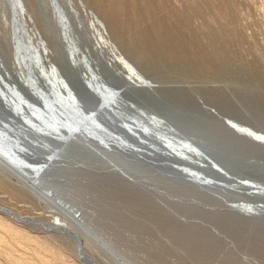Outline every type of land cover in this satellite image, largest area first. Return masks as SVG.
<instances>
[{
	"label": "rangeland",
	"instance_id": "1",
	"mask_svg": "<svg viewBox=\"0 0 264 264\" xmlns=\"http://www.w3.org/2000/svg\"><path fill=\"white\" fill-rule=\"evenodd\" d=\"M215 1L17 0V9L12 0H0V89L3 84L8 88V84H14L8 59L15 44L19 60L29 63L26 68L38 86L43 90V76H47L68 98L64 101L69 106L74 103L75 112L69 114L73 121L78 120L75 116L80 105L66 88L63 70L66 68L76 76L85 74L101 85L95 67L99 65L115 79L134 87H138L135 83L142 84L134 76H149L156 84L151 87L156 89L146 93L147 98L163 102L170 111L187 119L198 111L201 100L222 105L243 119L264 125V85H252L251 77H244L247 72L236 66L256 61L264 51V0ZM95 13L105 21L107 33L98 27ZM23 35L27 36V47L23 45ZM65 47L71 51L69 59ZM120 68H126L124 72L135 83L122 75ZM47 87L49 90L45 91H52V97L59 98L52 86ZM101 92L103 98L109 94L108 104L115 115L127 107L134 112L144 134L150 136L144 137L148 139L144 142L122 127L144 145L139 146L140 150L134 149L142 157L152 162L163 160L171 168L173 163L179 164L172 158L191 164L203 161L197 149L168 136H177L171 128L166 127L169 131L163 132L154 130L130 104L124 107L111 91ZM53 104L58 108L57 102ZM108 115L115 119L109 109ZM144 117L165 127L152 116ZM81 120L76 121L81 134L84 130H97L91 120ZM23 125L25 129L19 123L15 128L30 148L26 157L17 146L3 142L9 154L15 150L8 156L26 162L27 167L10 170L0 157V176L6 178V182L0 180V214L12 220L21 219L26 230L46 235L52 244L70 252L81 264H264V228L247 222L243 216L223 213L217 206L204 207L189 196L184 184L164 174L148 175L140 167L141 173L132 172L129 179L124 177L104 160L103 155L117 156L109 154L116 148L110 135L105 134L104 152H96L99 157L87 150L57 160L59 153L51 150L45 152L46 158L36 160L42 155V146L62 138L45 124ZM113 125L117 126L115 122ZM47 127L52 136L45 133ZM78 131H66L67 137L72 135L68 139L61 133L74 148L85 147L78 139ZM157 145L168 152L159 154L147 148ZM13 172L40 189L47 199L54 201L53 205L43 200L37 190L33 191L31 185L21 183ZM54 217L61 219L60 226L47 225ZM71 218L83 222L88 232L95 229L93 236L82 232ZM33 245L32 241L18 237L13 251L28 254Z\"/></svg>",
	"mask_w": 264,
	"mask_h": 264
},
{
	"label": "water",
	"instance_id": "2",
	"mask_svg": "<svg viewBox=\"0 0 264 264\" xmlns=\"http://www.w3.org/2000/svg\"><path fill=\"white\" fill-rule=\"evenodd\" d=\"M13 47L15 51V44ZM64 51L68 59L72 57L69 48L65 47ZM95 67L102 80L101 85L96 84L90 77L88 79L84 78L85 74L78 75L76 82L67 70L63 74L65 75L64 78L67 84L66 88L78 101L80 111L84 115L91 117V121L100 130V133L97 130V132L84 130V134H77L78 139L85 144V147L79 146L74 148L72 142H58L59 139L56 142L51 141L48 145H46L47 142H44L46 146L39 144L42 146L43 152L36 160H43L47 157L45 152L51 150H54L55 154L59 153L57 160L58 158L62 159L66 154H77L78 152L87 150V152L99 157L97 153L104 152L102 142L107 138L105 134H108L114 139L116 145V148H113L114 152H109V154H116L117 156L106 157L103 154L101 155L105 157L106 164L124 177L129 179L132 172L141 173L138 171L140 167H143L148 175L164 174L184 184L189 196L198 200L204 207L217 206L223 213L233 214L237 218H240L238 215L243 216L247 218V222H253L259 228H264V209L259 207L264 206V136L258 134L264 133V125L252 120L243 119L231 109L222 105L201 100L198 111L188 116L189 118L187 119L170 111L163 102L147 98L145 94L154 92L156 89L151 87L153 85L156 87V84L154 81L149 80V76L145 74L140 78L134 76L137 80L142 81V84L135 83L124 72V69L126 71L127 69L120 68L119 72L138 86L134 87L122 79H115L104 71L101 66ZM101 89L113 92L123 102L124 107L130 104L144 116L163 118L170 124L171 129L177 135L176 137L172 135L168 136L177 142L188 144L192 148L197 149L203 156L204 161L201 164L207 165V167H190L189 169L191 165H185L183 162L180 164L173 163L174 168H171L163 160L152 162L150 158L142 157L139 152L134 151V149H142V147H139L141 145H138L137 141L127 131L133 133L139 140L144 142H148V139L144 137L150 136L144 134L145 130L137 124L138 121L135 119L134 112L129 111L127 107L122 108L123 113L115 115L112 108L107 105L109 101L103 98ZM41 93L47 95L44 89L41 90ZM2 98L0 94V104L3 103ZM28 100L31 108L40 109L45 106L40 98L35 100L36 103H33L32 99ZM110 103L115 105L114 101H110ZM103 108L109 109L115 115V119H113L112 115L109 116L108 111ZM27 110L25 111V114H27L26 118L33 116L35 119H38L29 108ZM8 120L10 121V118L0 111L1 134H8L10 131L11 128L8 126ZM25 121L23 118L22 122L19 123L24 129L26 127L22 123L26 124ZM29 121L38 126L35 120L30 119ZM113 122L117 126H114ZM122 127H126L127 131ZM47 129L45 133L52 136L53 134L49 131L50 129L48 127ZM153 135L159 137V134L155 133ZM70 136L72 135H69L66 139ZM151 138L154 139L153 136ZM19 142L25 144L23 140H19ZM161 143L166 145L163 142ZM90 145H92V149L89 148ZM156 149L157 151L168 152L159 145L156 146ZM172 151L174 152V150ZM0 157L3 160L4 166L8 169L18 168L16 164L8 162L1 155ZM114 158L118 159L114 160ZM172 159L180 162L178 159ZM13 173L15 175L18 174L17 172ZM18 177L21 183L31 185L30 187L33 191L37 190L30 181L24 179L25 177L19 176V174ZM37 191L43 200L49 205H53V200L47 199L40 189ZM238 205H244L247 208L248 206H252L256 209H252L253 211L249 209L247 211L246 208L239 207ZM66 215L72 217L70 213H66ZM71 220L76 221L72 218ZM241 221L246 222L245 220ZM75 223L79 226L80 230L82 229V232L87 233L91 237L93 236V232L95 233V229L88 232V227L83 222L76 221ZM47 225H51L50 222H47Z\"/></svg>",
	"mask_w": 264,
	"mask_h": 264
},
{
	"label": "bare ground",
	"instance_id": "3",
	"mask_svg": "<svg viewBox=\"0 0 264 264\" xmlns=\"http://www.w3.org/2000/svg\"><path fill=\"white\" fill-rule=\"evenodd\" d=\"M100 1V0H99ZM151 1V0H150ZM215 1V0H214ZM158 2V1H157ZM211 2V1H209ZM216 2V1H215ZM119 3V2H118ZM133 3V2H132ZM220 3V2H219ZM226 3V2H225ZM12 4L17 8H18V3L17 0H12ZM108 4V3H107ZM124 4V3H123ZM217 4V2H216ZM130 5V2H129ZM155 5V4H154ZM196 5V4H195ZM194 5V6H195ZM198 5V4H197ZM137 6V5H136ZM149 6V5H148ZM156 6V5H155ZM199 6V5H198ZM197 6V7H198ZM202 6V5H201ZM205 6V5H203ZM225 6V5H224ZM98 7V6H96ZM121 7V6H120ZM124 7V6H123ZM134 7V6H133ZM191 7V6H190ZM196 7V8H197ZM221 7V6H220ZM227 7V6H226ZM110 8V7H109ZM117 8V7H116ZM125 8V7H124ZM132 8V7H131ZM140 8V7H139ZM188 8V6H187ZM192 8V7H191ZM195 8V9H196ZM136 9V8H135ZM149 9V8H148ZM199 9V7H198ZM197 9V11H199ZM207 7L205 8L206 11ZM220 9V8H219ZM227 9V8H226ZM105 10V9H104ZM131 10V9H129ZM190 10V9H189ZM202 10V9H201ZM204 10V8H203ZM217 10V9H216ZM144 11V10H143ZM163 11V10H162ZM97 12V11H96ZM115 12V11H114ZM190 13V11H188ZM209 12V11H207ZM215 12V11H214ZM127 13V12H126ZM166 13V12H165ZM200 13V12H199ZM218 13V12H217ZM221 13V12H220ZM223 13V12H222ZM96 14V13H95ZM115 14V13H114ZM123 15V13L121 12L120 15ZM139 14V13H138ZM229 14V13H228ZM143 15V14H142ZM146 15V13H145ZM183 15V14H182ZM188 15V14H187ZM210 16V14H208ZM217 15V14H216ZM223 15V14H222ZM96 16L98 17V15L96 14ZM141 16V15H140ZM170 16V15H169ZM224 16V15H223ZM228 16V15H226ZM225 16V17H226ZM129 17V16H128ZM138 17V16H137ZM98 27L101 28L105 33H107V27L105 25V21L103 22L102 19H100V17H98ZM213 18V17H210ZM224 18V17H223ZM229 18V17H228ZM227 18V19H228ZM104 19V18H103ZM125 19V18H122ZM221 19V18H220ZM226 19V18H225ZM106 20V19H105ZM117 21V18L115 19ZM120 20V19H119ZM151 20V19H150ZM188 20V19H187ZM129 21V20H128ZM154 21V20H153ZM168 21V20H167ZM214 21V20H213ZM124 22V21H123ZM189 22V21H188ZM182 24V23H181ZM226 24V23H225ZM115 25V24H114ZM205 25V24H204ZM133 26V25H132ZM118 27V25H117ZM183 27V26H182ZM131 28V27H130ZM160 28V27H159ZM133 29V27H132ZM183 29V28H182ZM184 30V29H183ZM121 31V30H120ZM187 32V31H186ZM115 33V32H114ZM120 33V32H119ZM130 34V33H129ZM128 34V35H129ZM170 34V32H169ZM187 34V33H186ZM119 35V34H118ZM131 37V36H130ZM128 40V39H127ZM110 41V38H109ZM12 42V41H11ZM112 43V41H110ZM222 42V41H221ZM224 42V41H223ZM226 42V41H225ZM127 43V41H126ZM214 43V42H213ZM23 45L27 47L28 45V41H27V36L23 35ZM163 45V44H161ZM201 45V44H200ZM257 47V46H256ZM165 49V48H164ZM254 49V48H253ZM257 50V49H256ZM262 51V50H261ZM218 52V51H217ZM229 53V52H228ZM247 53V52H246ZM237 54V53H236ZM255 54V53H254ZM258 56H260L259 59H256V61H252L249 62L247 64H239L236 66H240V68L242 70H244V72L246 73V76L244 77H248L247 75H249L251 77V84L252 85H256L260 86L264 85V51H262L260 53V55L258 54ZM196 57V56H195ZM214 57V56H213ZM38 58V57H37ZM188 58V57H187ZM223 60V59H222ZM38 61V59H37ZM25 61H20L19 60V53L17 48L15 49V51H10L9 53V59H8V71H9V76L10 80L13 77L14 78V84H8L11 88H8L5 86V84L2 85L1 89H0V94L2 95V104H0V111L1 113H4L5 115H7L10 118V121L8 120L9 123V127L11 128L10 131L8 132V134L4 133L1 134L0 132V153L6 158V160L10 163H14L16 164L17 167H27L26 162L21 161V160H16L17 157H9L8 155H13L14 153V149H12V154L8 153V148H6L3 145V142H8L11 146H17L15 148H17L18 150H20L23 153V156L26 157L27 154L30 152V148L29 146L26 144L25 140L22 139V137L19 135V133L16 131L15 126L17 125V123H21L22 119L24 118L27 123H31L29 120L33 119L37 122L38 125H46L48 126L51 130L55 131L56 133H58L61 136V133L64 134V136H66L65 132H75L78 131V127H77V123L76 121H82L81 118L84 121L87 120H91V117L84 115L81 111H80V107L79 111H78V116H75L76 119L78 120H74L69 118V114H73L75 112L76 106L74 105V103H72L70 106L68 105L67 102L64 101V99L68 98L64 95H62V91L59 90L58 87L55 88V86L52 84L51 80L46 76L44 78V80L46 81V85L42 84V88L45 90H49V88L47 86H52L56 91L57 94L59 96V98H55L53 95V92H47V95H43L41 93V88L38 86L37 81L34 80L33 76L30 74V72L28 71V69L26 68V65H28L29 63H25ZM188 62V61H187ZM244 62V61H243ZM229 63V62H228ZM231 64V63H230ZM229 64V65H230ZM233 64L235 65L236 63L233 62ZM221 65V64H220ZM219 65V66H220ZM228 65V66H229ZM38 68L41 67V64L37 65ZM223 66V65H222ZM224 67V66H223ZM226 67V66H225ZM231 67H233L231 65ZM236 68V67H235ZM239 68V69H240ZM182 69V68H181ZM184 69V68H183ZM188 69V68H186ZM203 69V68H202ZM225 69V68H224ZM66 68L63 70V72H66ZM201 70V69H200ZM238 70V69H237ZM69 72V74H71V76L73 77V79L75 80V82L78 80V75H74L71 71L67 70ZM171 71V70H170ZM196 71V70H195ZM194 71V72H195ZM198 71V70H197ZM203 72V71H202ZM235 72V70L233 71ZM185 73V72H184ZM187 73V72H186ZM190 73V72H189ZM222 73V72H221ZM242 73V71H240V74ZM83 74V73H82ZM191 74V73H190ZM201 74V73H199ZM198 74V75H199ZM229 74V73H228ZM239 74V73H237ZM235 74V75H237ZM245 74V73H244ZM64 75V74H63ZM193 75V74H192ZM234 75V74H233ZM65 76V75H64ZM80 76V75H79ZM241 76V75H240ZM84 78L88 79V76H83ZM196 77V75H195ZM52 79V78H51ZM243 79V78H242ZM249 79V78H248ZM53 81L54 78L52 79ZM93 80V79H91ZM250 80V79H249ZM247 80V81H249ZM12 82V81H11ZM239 82V81H238ZM249 84V83H247ZM154 86V85H153ZM18 88L20 89V91L18 90ZM46 88V89H45ZM40 89V90H39ZM155 89V88H154ZM209 92V91H208ZM114 96L115 94L113 92H111ZM213 93V92H212ZM212 95V94H211ZM40 98V100H42V102H44V107H41L40 109H34L31 108L29 106V100L28 99H32L31 101L33 103H36V99ZM106 101L109 100V94L104 98ZM21 102L23 104H21ZM54 102H57L58 104V108L55 107V104H53ZM108 107H111L110 104H108ZM27 108L30 109V111L32 112V114H34V116H36L35 119L33 116H30L31 118H26L27 114H25V111H28ZM63 111H62V109ZM58 109H61L60 112H58ZM105 110L108 111L107 108H103ZM40 110V111H39ZM113 110V109H112ZM134 111V110H133ZM113 112H115L113 110ZM121 113V112H120ZM123 113V112H122ZM28 115H30L28 113ZM140 117H142L146 123L148 124L149 127L153 128L154 130L158 131V132H163V131H169L168 128L170 127V124H168V122H166L165 120H163L162 118L158 117V116H152L153 119L161 122L162 124H164L165 127H163L162 125L158 124V123H153V122H148L146 120V117H144L143 115H140ZM29 119V120H28ZM47 121H46V120ZM57 120V121H56ZM58 122L60 124H58ZM91 124H93L92 121H90ZM25 124V123H22ZM62 125V127L60 126ZM44 127V126H43ZM45 128V127H44ZM96 128V127H95ZM65 129V130H64ZM97 129V128H96ZM98 130V129H97ZM173 131V129H171ZM60 132V133H59ZM66 132V133H67ZM81 131L79 130L77 133H80ZM67 137V136H66ZM61 141L63 142L65 138H63V136H61ZM19 140H23L25 144H21V142H19ZM139 145L144 146L142 144H140L139 142H137ZM146 145H148L146 143ZM151 145V144H150ZM147 148L150 149V151H153L155 153H159V154H163L164 152L161 151H157L156 147L154 146H148ZM170 153V152H169ZM171 155V154H170ZM169 155V156H170ZM30 160V159H28ZM204 161V160H203ZM198 161V163H189V162H184L185 165H191L190 167H197V168H204L207 167V165L201 164L203 162ZM183 163V162H179ZM1 170V169H0ZM4 172V171H3ZM0 180H2L3 182H6V178L0 176ZM239 207H244L246 208L247 211H249V209H256L255 207L252 206H248V208L244 205H238ZM260 208L264 209V206H259ZM253 211V210H252ZM61 219H59L58 217H54L53 220L50 222L51 225H57L60 226V221ZM22 220H12L6 216H4L3 214H0V264H81L76 258H74L70 252L66 251L65 249H63L60 246H56L55 244H52L51 239H49L46 235L35 232V233H30L28 230H26L23 227V223ZM24 238L27 240L32 241L35 245H33L31 247V251L28 254H17L14 253L13 251V243H17V238ZM80 244V243H79Z\"/></svg>",
	"mask_w": 264,
	"mask_h": 264
}]
</instances>
